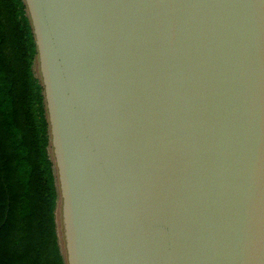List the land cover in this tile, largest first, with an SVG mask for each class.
<instances>
[{"label": "water", "instance_id": "obj_1", "mask_svg": "<svg viewBox=\"0 0 264 264\" xmlns=\"http://www.w3.org/2000/svg\"><path fill=\"white\" fill-rule=\"evenodd\" d=\"M66 264H264V0H24Z\"/></svg>", "mask_w": 264, "mask_h": 264}, {"label": "trees", "instance_id": "obj_2", "mask_svg": "<svg viewBox=\"0 0 264 264\" xmlns=\"http://www.w3.org/2000/svg\"><path fill=\"white\" fill-rule=\"evenodd\" d=\"M37 50L24 0H0V264H66Z\"/></svg>", "mask_w": 264, "mask_h": 264}, {"label": "rangeland", "instance_id": "obj_3", "mask_svg": "<svg viewBox=\"0 0 264 264\" xmlns=\"http://www.w3.org/2000/svg\"><path fill=\"white\" fill-rule=\"evenodd\" d=\"M57 222H58V231H59L58 208H57ZM59 236H60V234H59Z\"/></svg>", "mask_w": 264, "mask_h": 264}]
</instances>
